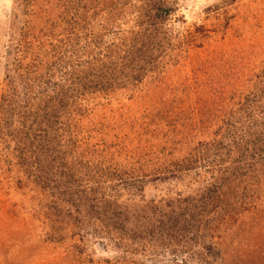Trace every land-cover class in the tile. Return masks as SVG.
Instances as JSON below:
<instances>
[{"label":"trees","instance_id":"obj_1","mask_svg":"<svg viewBox=\"0 0 264 264\" xmlns=\"http://www.w3.org/2000/svg\"><path fill=\"white\" fill-rule=\"evenodd\" d=\"M177 11L14 0L0 264H264V0Z\"/></svg>","mask_w":264,"mask_h":264},{"label":"rangeland","instance_id":"obj_2","mask_svg":"<svg viewBox=\"0 0 264 264\" xmlns=\"http://www.w3.org/2000/svg\"><path fill=\"white\" fill-rule=\"evenodd\" d=\"M178 6L179 25L190 26L193 23H200L208 15L210 10L223 6L225 0H175ZM14 0H0V77L4 72V57L6 45L9 40L11 14ZM101 256V253L98 254ZM105 256V255H104ZM52 256L46 253H35L27 258H20L16 264H48Z\"/></svg>","mask_w":264,"mask_h":264}]
</instances>
